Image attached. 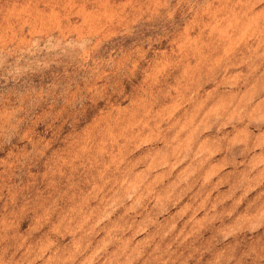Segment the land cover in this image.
<instances>
[{
    "label": "rangeland",
    "instance_id": "obj_1",
    "mask_svg": "<svg viewBox=\"0 0 264 264\" xmlns=\"http://www.w3.org/2000/svg\"><path fill=\"white\" fill-rule=\"evenodd\" d=\"M0 264H264V0H0Z\"/></svg>",
    "mask_w": 264,
    "mask_h": 264
}]
</instances>
